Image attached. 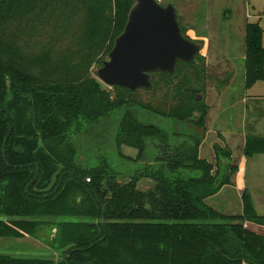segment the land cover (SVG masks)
<instances>
[{"label":"trees","instance_id":"trees-1","mask_svg":"<svg viewBox=\"0 0 264 264\" xmlns=\"http://www.w3.org/2000/svg\"><path fill=\"white\" fill-rule=\"evenodd\" d=\"M134 3L0 0V238L33 236L54 225L62 250L57 263L0 255V264H264V235L244 226L264 227L249 197L240 215L205 203L231 183L237 170L231 151L214 144L213 165L198 156L200 138L183 137L179 155L156 156L159 166L132 176L114 171L99 148L93 164L76 161L74 137L122 107L115 145L126 162L144 161L150 141L168 147L176 138L139 122L129 108L206 129L207 107L196 100L209 78L200 54L178 63L172 75L152 74L149 90L108 91L91 76V65L102 66L100 57L108 56ZM262 35L258 22L246 24L245 89L264 82ZM36 36L41 39L34 44ZM140 91L159 93V100L144 102ZM121 146L136 149V157L122 155ZM243 152L264 155V137L246 135ZM146 179L152 186L139 189Z\"/></svg>","mask_w":264,"mask_h":264},{"label":"rangeland","instance_id":"rangeland-1","mask_svg":"<svg viewBox=\"0 0 264 264\" xmlns=\"http://www.w3.org/2000/svg\"><path fill=\"white\" fill-rule=\"evenodd\" d=\"M161 6L172 4L177 12V20L192 29L187 30L186 36L194 42L205 40L204 46L200 51L201 57L205 61L206 70L209 78L205 82L203 93L198 94L203 99L207 107L208 118H205V127L208 125L210 136L203 143L204 158L213 145L217 144L221 148L231 151L230 165L236 166V172L231 176V183L224 185L213 196L205 199V203L224 215H240L243 209V199L246 196L257 195L260 203V216H264V155H247L243 152V144L237 139L248 129L252 119L256 117V112L248 114L245 111V104L251 106L249 98L264 95V82H257L251 89L244 88L243 58H244V36L247 23L258 22L262 31V46L264 48V0H157ZM76 15L72 14L70 28L73 31ZM57 19V18H56ZM55 19V20H56ZM54 20V21H55ZM53 21V22H54ZM52 22V23H53ZM81 29V27H78ZM41 38L36 36L34 44ZM201 39V40H200ZM77 63L76 57H68ZM59 59V58H58ZM100 59L107 60V55ZM100 68L97 63L90 67V74L97 79L96 71ZM157 78V77H156ZM98 80V79H97ZM104 89L111 91L101 82ZM138 97L147 102L148 100L156 103L159 100V93L152 97L151 93L138 92ZM258 97V98H262ZM252 107V106H251ZM210 108V109H209ZM208 109L210 110L208 112ZM253 110H255L253 108ZM126 111V107L115 110L110 115L111 125L109 130L97 131V137L93 138L89 145L96 143L99 149L106 154L111 168L125 176H132L136 171L143 168L139 163L124 161L117 154L115 136L121 118ZM137 120L143 124H156L162 126L165 118L146 112L135 107L132 111ZM207 116V115H206ZM109 119V120H110ZM208 121V122H207ZM264 123V118L262 119ZM97 125H95L96 127ZM206 130V129H205ZM231 132V133H230ZM245 132V131H244ZM233 133V135H232ZM100 137V138H99ZM224 137L227 139L224 140ZM211 141V147L209 143ZM224 142V144L222 143ZM96 150V149H95ZM95 150L87 147L82 149L86 160L85 165H91L94 161ZM120 152L126 157L135 158L137 150L130 146H121ZM209 154V153H208ZM235 154V155H234ZM82 157V154H80ZM216 160L213 161L215 165ZM188 172H184V175ZM215 173V171H213ZM244 185V189L242 188ZM152 186L149 179L142 180L138 188L147 190ZM245 193L244 197L242 196ZM252 196V195H251ZM247 227L255 232L264 235V227L247 222ZM245 226V225H244ZM54 225L42 226L37 230V246L41 249L48 247L51 251H37L31 249L29 243H35L28 238L17 240L12 238H0V253L13 254L30 257L61 258V251L49 247L55 235ZM259 227V230L254 228ZM30 241V242H29ZM55 252L59 253L53 256ZM51 256V257H50Z\"/></svg>","mask_w":264,"mask_h":264},{"label":"water","instance_id":"water-1","mask_svg":"<svg viewBox=\"0 0 264 264\" xmlns=\"http://www.w3.org/2000/svg\"><path fill=\"white\" fill-rule=\"evenodd\" d=\"M189 29L178 22L172 4L161 6L157 0H135L123 32L96 71L98 81L108 88L118 86L132 92L151 89L152 74L172 75L178 63H191L200 53L202 43L182 35Z\"/></svg>","mask_w":264,"mask_h":264},{"label":"flooded vegetation","instance_id":"flooded-vegetation-1","mask_svg":"<svg viewBox=\"0 0 264 264\" xmlns=\"http://www.w3.org/2000/svg\"><path fill=\"white\" fill-rule=\"evenodd\" d=\"M197 97H200V95H197L196 96V100H197ZM129 110L130 111H133V108H129ZM110 116L111 115H109L108 117L104 118L100 122V124L98 125V127L96 129H94L92 132L89 129H87L81 135H79L77 137H74V142L76 143L77 149H78V155H79V153H81L82 154V157L81 158H83L84 160H86V158H85L84 154L81 152L82 149H84V148L86 149L87 147H89V148H92V149L95 150L96 148L99 147L96 143H92V144L89 145V142H91L93 140V138H96L97 137V134L100 132V130H103V131H106V132H107L106 129L109 130V127L111 125ZM175 121L176 122H179L177 120H175ZM180 123L187 124V125H191L192 127L197 128L192 123H188V122H180ZM152 125H156V124H152ZM156 126H158V125H156ZM105 127H106V129H105ZM158 127L161 128L163 131L168 132L171 135H175L176 138L178 136L179 139H176V138L173 139L171 141V143L168 145V147H165L164 145H162V144H160V143H158L156 141H150L149 142V147H148V153L146 154L145 160L142 161V162H140L143 165V167H145L147 165H149L151 167L159 166L160 164L155 161L156 156L161 157L163 159H170V158H174L177 155H179L180 152H181V150L179 149V147L181 145H183L182 142H181L182 141L181 139L183 137L199 138L198 136H196V134L193 131H191V132H185V131L182 132L180 130V132H179L178 128H176L177 126H174V127H171L170 126V121L169 122H164V124L162 126H158ZM98 130H99V132L96 134L95 131L97 132ZM78 155H77V158H78ZM77 158H76V161H77ZM107 160H108V158H107ZM85 166H87V165H85ZM53 229H54V231H52V232H54L55 235H53L54 237L52 238V242H51V245L49 247H52L55 250V249H58V247L54 243V239H55V236H56V228L53 227ZM34 237H36V239H37V232L33 236H25L23 238H12V239L21 240V239L28 238L29 240H32V241L36 242V244L35 243H29L31 249H35L37 251H41V250H43V251H45V250L51 251V249L48 248V247H44L45 249H43V248L40 249L37 246V243L39 241L36 240ZM60 251H61V254H62V250H60ZM41 253H42V251H41ZM58 254L59 253L55 252V254H53V256H56ZM0 255H9V256H11L13 258H16V259H42V258H47V257L19 256V255L4 254V253H0ZM48 259H51V260H53L54 263H57L58 261H60L61 258L59 259L56 256V257L48 258Z\"/></svg>","mask_w":264,"mask_h":264},{"label":"crops","instance_id":"crops-1","mask_svg":"<svg viewBox=\"0 0 264 264\" xmlns=\"http://www.w3.org/2000/svg\"><path fill=\"white\" fill-rule=\"evenodd\" d=\"M188 25V24H187ZM190 29H192L190 27ZM201 40V39H200ZM202 41V47L204 46V42L205 40H201ZM256 84H254L252 87H254ZM251 87V88H252ZM250 88V89H251ZM247 90V89H246ZM262 96V95H261ZM261 96H257V97H253V98H249L250 101H252L251 103V106L245 104L247 101L245 100V98H243L241 100V102L244 104V107H245V111L248 112V114H252L253 112H256V117L252 119V123H250L247 127L249 130L245 129L243 130V133L238 137L237 139V142L238 140L243 144L244 146V140H245V137L246 135H257V136H261V137H264V123H262V119L264 118V95L262 96V98H258V97H261ZM253 108L255 110H253ZM210 109V108H209ZM208 109V112L210 111ZM208 118V113H207V116ZM208 122V121H207ZM170 126L171 127H174V126H177L176 128H178L179 132L180 130L182 132H191L193 131L196 136H198L200 139H201V144L199 145V148H198V156L199 158H202V159H206L207 161H209L210 163H213V161L215 160V155H214V152H213V149L211 147V141L209 143V146L211 147V149L209 150V152H207V155L206 157L204 158L203 156V151L201 153V150H202V146H203V143L205 142V140L207 139V137L210 136V134L208 133L209 132V129H208V125L206 127V130H201L199 128H195V127H192L191 125H187V124H182L180 122H176L175 120H171L170 121ZM91 132L94 130L93 128L92 129H89ZM245 131V132H244ZM95 133H97L95 131ZM231 133V132H230ZM233 135V133H232ZM227 139L226 137H224V140ZM222 143L224 144V142L222 141ZM82 152V151H81ZM209 153V154H208ZM80 154L78 155V158H77V162L78 164L80 165H85L84 164V159L80 157ZM235 155V154H234ZM242 188L244 189V185H242ZM245 193L242 195L244 197ZM252 195V196H251ZM249 195V199L251 200L252 204H253V207L256 211L257 214H259V208L260 206L262 205L257 197V195H255L254 193ZM248 223H245V226H247ZM256 229H258L259 227H254ZM261 228H259L260 230ZM258 232V231H257Z\"/></svg>","mask_w":264,"mask_h":264},{"label":"built area","instance_id":"built-area-1","mask_svg":"<svg viewBox=\"0 0 264 264\" xmlns=\"http://www.w3.org/2000/svg\"><path fill=\"white\" fill-rule=\"evenodd\" d=\"M86 182H89V179H86Z\"/></svg>","mask_w":264,"mask_h":264}]
</instances>
